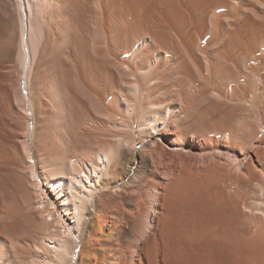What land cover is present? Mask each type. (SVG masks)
I'll list each match as a JSON object with an SVG mask.
<instances>
[{
    "label": "bare ground",
    "instance_id": "1",
    "mask_svg": "<svg viewBox=\"0 0 264 264\" xmlns=\"http://www.w3.org/2000/svg\"><path fill=\"white\" fill-rule=\"evenodd\" d=\"M0 15L26 51L13 110L56 106L37 169L26 140L21 165L0 157V264H264V0Z\"/></svg>",
    "mask_w": 264,
    "mask_h": 264
},
{
    "label": "rangeland",
    "instance_id": "2",
    "mask_svg": "<svg viewBox=\"0 0 264 264\" xmlns=\"http://www.w3.org/2000/svg\"><path fill=\"white\" fill-rule=\"evenodd\" d=\"M5 24V25H4ZM8 28V30H7ZM18 25L16 23L11 24L10 21L6 20L4 16L0 15V40L5 43H8L7 50L0 51V114L1 117L6 121V125L4 128L0 127V157H8L12 159V161L16 160L15 163L23 162V148L24 142L27 141V147L30 150L32 157L34 159L36 169L38 166V158L44 157L45 153L43 146L40 144L42 141V137L38 136L39 126L45 124L50 118V114L53 115L55 105L51 104L52 107L47 114H39L38 118H29L28 115L23 118L22 115H19L18 112H15L13 109L15 106V101L20 95L26 92L25 86V66L21 64V58L23 53L26 52L22 49L20 43V33H19ZM20 45V46H19ZM21 47V48H20ZM21 53V54H20ZM20 55V57H19ZM24 68V69H23ZM19 96V97H18ZM49 116V118H48ZM28 120H27V119ZM11 120L9 122V120ZM40 119V120H39ZM38 120V121H37ZM47 120V121H44ZM37 121V122H36ZM29 123V129L26 131V125ZM262 136V135H261ZM26 137V138H25ZM39 140V141H36ZM41 141V142H40ZM141 145V143H140ZM43 149V150H42ZM42 153V154H41ZM2 154V155H1ZM8 154V156H7ZM217 157V156H216ZM17 160H20L17 162ZM210 162L208 159L205 162L201 161L197 164L198 168H201L202 172L209 173L211 165L208 168V164ZM216 162L217 161H212ZM206 163V164H204ZM219 166L224 165L227 168L225 163L222 161L218 162ZM23 164V163H22ZM210 164V163H209ZM215 164V163H214ZM18 165V164H17ZM207 167V170H205ZM227 170L234 171L233 166H228ZM231 167V168H230ZM205 168V169H204ZM223 168V166H222ZM57 213L62 216V211L57 208ZM106 224H110L109 217L104 218ZM107 219V220H106Z\"/></svg>",
    "mask_w": 264,
    "mask_h": 264
}]
</instances>
